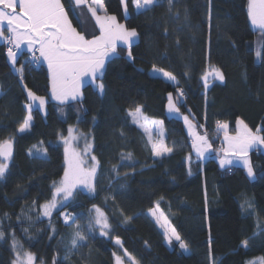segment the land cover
Returning <instances> with one entry per match:
<instances>
[{
	"label": "trees",
	"instance_id": "obj_1",
	"mask_svg": "<svg viewBox=\"0 0 264 264\" xmlns=\"http://www.w3.org/2000/svg\"><path fill=\"white\" fill-rule=\"evenodd\" d=\"M103 2L109 15L139 36L131 59L127 48H119L107 63L103 95L97 80L84 88L81 101L53 102L47 67L28 69L26 54L13 66L6 41H0V144L11 140L14 147L0 178V264H14L17 251L21 257L31 253L34 264H116V256L132 264L125 250L136 264H249L264 258V153L250 151L254 179L242 166L221 167L224 155L219 160L217 155L224 154L226 133L214 131L226 123L235 135L237 122L243 121L264 136V30L252 26L249 0H172L171 7L159 0L146 11L127 0L126 12L121 0ZM62 3L84 32L80 16L85 12L92 19L88 8ZM154 67L172 73L175 81L152 75ZM212 69L224 79L209 75L205 88L202 77ZM27 90L47 98V115L32 110V124L21 133L30 104ZM170 95L212 144L210 158L198 157L184 122L168 116ZM138 108L147 120L163 123L171 153L155 155L129 115ZM72 128L87 138L90 156L99 161L95 191L76 192L64 209L47 218L42 205L52 200L54 184L64 177V141ZM129 153L131 159L124 158ZM94 206L111 225L108 235L98 227L87 232ZM155 212L188 244V254L179 242L168 244ZM63 214L85 228L84 246L70 251L76 228L65 225Z\"/></svg>",
	"mask_w": 264,
	"mask_h": 264
},
{
	"label": "snow or ice",
	"instance_id": "obj_2",
	"mask_svg": "<svg viewBox=\"0 0 264 264\" xmlns=\"http://www.w3.org/2000/svg\"><path fill=\"white\" fill-rule=\"evenodd\" d=\"M159 0H133L134 6L138 11L150 10L156 5ZM74 7L87 6L88 11L95 18L99 25L101 35L94 39H86L80 34L76 28L73 27L71 20L68 18V13L65 11L61 0H0V40L6 41L11 47L7 49V56L12 65H16L17 52L20 50L22 44H27L28 50L35 49L39 52L40 57L48 62V67L51 72V92L55 99L64 102L67 99H77L82 95L80 89L85 83L95 82L100 83L95 87L98 94L105 93V86L103 84V77L105 75V62L110 57L117 54V42L120 41L127 46L128 57L132 58L131 47L135 43L138 33L135 29H127L125 25L119 24L115 16H108L107 10L104 7L103 0H70ZM171 7L172 0H168ZM126 8V3H125ZM19 9V11H18ZM102 10L105 14L98 15L97 12ZM248 16L254 26L264 29V0H249ZM5 32L9 35H5ZM38 46V47H37ZM257 57L261 55L260 51L256 53ZM22 76L23 67L16 69ZM155 72H162L169 80L175 81V76L170 72H165L163 69L153 68ZM209 75L216 79L223 81L224 76L219 69H212L206 72L202 79L205 82V88L208 87ZM88 80L85 81L84 78ZM26 87V86H25ZM181 95L183 93L181 92ZM28 97L35 103L38 101L37 107L43 108L45 99L37 96L32 91L28 90ZM28 111L27 118L23 121L19 131L23 133L30 127L32 104L26 106ZM169 111L179 113V108L172 103L171 95L169 96ZM130 112L136 121L137 114ZM185 123H189L188 117H183ZM238 125L242 126L240 133L236 137H228L225 139L228 142V147L223 149L226 154L225 159L220 160V165L232 164L235 159L247 168L248 175H254L251 161L248 158L249 149L257 144L264 145V136L258 135L260 129L256 130L257 134L248 128L243 121H238ZM192 125L189 123V129L193 135L192 147L195 149L198 157H203L205 152L210 151L211 144L208 143L206 136L198 135L192 131ZM219 128L227 129L228 125L218 124ZM72 129H69L71 136ZM67 169L64 173L63 179L58 185L54 184L53 198L50 202L42 205L43 215L50 216L53 209L57 207V197H60L61 207L66 206V202L73 196V191L77 185H83L89 191H95L93 183L99 161L96 157L89 158L94 161L91 166H86V161L82 159L81 153L74 149L69 150V141H64ZM91 145L87 144L84 155L87 156ZM152 149L156 156H161L164 153H171L172 148L164 146L163 141L159 144L153 143ZM46 152V150H44ZM231 154L233 159H228L227 155ZM0 156L4 158L0 162V178H3L8 164L6 161L12 156V142L11 140L4 141L0 144ZM126 159H131V153L127 154ZM190 160L191 157L189 156ZM191 174V173H189ZM95 215L89 220L86 226L87 232H93L97 227L101 235H108L111 225L108 223L106 215L96 206H94ZM155 215V213H153ZM65 223L71 220V226L76 228V231L71 240V249H76L79 246H84L88 237L85 235V228H82L75 218L68 214L64 216ZM130 220V217H126ZM4 233L0 232V239H3ZM168 243L171 244L173 238L179 242V248L187 252L189 250L188 244L182 240L180 234L171 229V233L166 232ZM116 244L122 247V242L119 238L116 239ZM243 247L248 246V241L242 242ZM17 247V241L13 239L14 250ZM115 255V254H114ZM125 257L136 264L134 257L125 250ZM17 259L14 264H34V256L31 253H21L17 251ZM116 264H125L121 256H116ZM55 264V261H54ZM215 264V262H213ZM250 264H264V258L259 261L250 262Z\"/></svg>",
	"mask_w": 264,
	"mask_h": 264
},
{
	"label": "rangeland",
	"instance_id": "obj_3",
	"mask_svg": "<svg viewBox=\"0 0 264 264\" xmlns=\"http://www.w3.org/2000/svg\"><path fill=\"white\" fill-rule=\"evenodd\" d=\"M123 1H124V6H125V3H126V7H127V0H123ZM126 10H127V8H126ZM252 26H253L256 30H260V31L264 30V29H260V28L257 27V26H254L253 24H252ZM257 51H260V49L257 50ZM19 53H20V51H19ZM17 57H18V56H17ZM258 58H260V56H259ZM41 60H42V59H41ZM42 63H43V61H42ZM42 65H44V63H43ZM152 75H154V76H159V77H161V78H163V79H165V80H168V81L174 82V81H172V80H169L167 77H165V76L163 75L162 72H155V71L152 70ZM27 94H28V90H27ZM43 98H44V97H43ZM171 98H172V103L175 104V106L178 108V106H177V104H176V102H175V100H174L173 95H171ZM44 99H45V104H44L43 108H39V110H41V112H42V113L44 114V116L46 117V115H47V102H48V100H47V98H44ZM30 100H31V99H30ZM31 102H32L33 106L37 108L38 101L34 103V102L31 100ZM31 112H32V111H31ZM134 113H136V112H134ZM167 114H168V116H169L170 118L180 119V120H182V121L184 122V125H185V128H186V131H187V133L189 134V137L192 139V141H193V135L191 134V131H190V129H189V123L193 126V127H192V131H194V132H196L198 135H200V134L198 133L197 129H196V126H195L194 122L192 121V119L190 118L189 115L182 113V112L180 111V109H179V113H175V112H170V111H169V102H168V105H167ZM185 116L188 117V121H189V123H185V121H184V119H183V117H185ZM31 117H32V115H31ZM132 120H133V122H134L133 116H132ZM134 123H135L138 127H140V129L146 134V136L148 137V139H149V141H150V143H151V146H152L153 143L159 144L161 141H163L164 146H166V134H165V131H164V125H163V123H162L161 121H157V120H147V119L143 116V114H142V112H141V110H140V113L137 114V118H136V121H135ZM31 124H32V119H31V121H30V126H31ZM244 124H245V123H244ZM241 127H242V126L238 125V128H237L238 131H237V134H235V135H234V134H231V133L229 132V128H228V127H227V129H224V132L227 134L228 137H236L237 135H239ZM29 128H30V127H29ZM29 128L26 129L24 132L28 131ZM24 132H23V133H24ZM226 134H225V135H226ZM225 135H224V138H225ZM201 136H203V135H201ZM206 138H207V137H206ZM224 138H223V139H224ZM65 140H68V141H69V146H70L69 150H70V151L74 149L76 152L81 153V157H82V159H84V160L86 161V166H91V165H92V163H91V159L89 158V157H90V154H91V150H92V148H91L92 145H91V143L87 140V138H85L84 136H81V134H80L79 132H77L74 128H72L71 136H70V134H69V136H68ZM86 140H87V144H90V145H91L90 149L88 150V154H87V156L84 155V151H85V147H86ZM207 141H208L209 144H211L210 141L208 140V138H207ZM226 144H227V147H228V142H227V141H226ZM64 145H65V143H64ZM65 147H66V145H65ZM227 147H226V148H227ZM226 148H225V149H226ZM193 149H194V148H193ZM194 150H195V149H194ZM167 154H169V153H164V154L161 155V156H164V155H167ZM212 154H213V147H212V144H211V149H210V151L205 152L204 156L201 157V158H202V159L210 158V155H212ZM222 155H226L225 152H224V154H223V153H218V155H217L218 158H217V159L219 160L220 157H222ZM249 160H250V159H249ZM7 164H8V162H7ZM67 166H68V165H67V162H66V169H67ZM254 177H255L254 175L251 176L252 179H254ZM93 183H94V180H93ZM78 191L91 192V191L88 190V188L84 187L83 185H77L76 188H75L74 191H73V196H74L75 193L78 192ZM73 196L70 198V200H69L68 202H66V205L72 200ZM57 201H58L57 207H56L55 209L52 210L50 216H45V217H47V218H51L53 214L57 213L58 211L60 212V210L64 209L65 206L61 207V205H60V203H59V201H60V197H57ZM64 215H65V214H63V216H64ZM153 216H154V218L156 219V221L158 222L160 228H162V229L164 230L165 233L167 232V233L170 234V233H171L172 226H171L170 223L165 219V217H163L162 214H161L160 212H155V215H153ZM63 222L65 223V219H64V217H63ZM68 224H71V220H69L68 223H65V225H68ZM173 240H174L175 242H177L174 238H173ZM173 240H172V243L174 242ZM168 244H169V243H168ZM169 245H170V244H169ZM189 252H190V251L188 250L186 253L188 254ZM260 259H261V258H260ZM260 259H257V260H254V261H259ZM252 262H253V261H252ZM249 264H250V263H249Z\"/></svg>",
	"mask_w": 264,
	"mask_h": 264
},
{
	"label": "crops",
	"instance_id": "obj_4",
	"mask_svg": "<svg viewBox=\"0 0 264 264\" xmlns=\"http://www.w3.org/2000/svg\"><path fill=\"white\" fill-rule=\"evenodd\" d=\"M121 1H122V5H123V8H124V11L126 12V8H125V6H124V1H123V0H121ZM89 2H91V0H89ZM61 3H62V0H61ZM62 4H63V3H62ZM103 4H104V2H103ZM79 7H82V6H79ZM85 7H87V6H85ZM104 7L106 8L105 4H104ZM106 10H107V9H106ZM18 11H19V9H18ZM65 11H66V10H65ZM66 12H67V11H66ZM89 13H90V12H89ZM97 14L103 16L105 13H104L102 10H99V9H98ZM90 15H91V13H90ZM107 15H108V16H111V15H109L108 13H107ZM81 17H83V18H82V27H83L84 32H81V31H80V30H79V29L73 24L71 18H70L69 15H68V18L71 20L73 27L76 28V30H77L80 34L84 35V36L86 37V39H94V38L98 37L99 35H101L99 25L96 23L95 18H94L92 15H91L92 19H89V16L87 15V13L85 14V12H84V13H82V15L80 16V18H81ZM116 21H117L119 24H122V23H120V22L117 20V18H116ZM123 25H124V24H123ZM96 30H98V35H97V36H93V34L95 33ZM6 33H7V32H5V34H6ZM88 36L91 37V38H88ZM134 39H135V43H134V44H136V43L139 41V36H137V37L134 38ZM0 41H1V42H4V40H0ZM134 44H133V45H134ZM133 45H132V46H133ZM37 47H38V46H37ZM119 48H127V46H126V45H123V43L120 42V41L117 42V54H116V56H112V57H110L109 60H106V62H105V69H106L107 63H108L110 60H112L113 58L117 57V55H118V49H119ZM33 50H35V49H33ZM33 50H32V51H33ZM27 52H30V51L28 50V46H27V44H22V45H21V48H20V53H19V55H18V57H17V60H16V63H17V61H18V58H19L20 56H22V55H25ZM41 58H42V57H41ZM42 61H43V63H44V66L47 67V69H48V71H49V75H50V85H51V72H50V69H49V67H48V62H47L44 58H42ZM84 80L87 81L88 78L85 77ZM96 83H97V81H95L94 83H93V82L85 83V84L81 87V89H80L82 95H81L80 97H78L77 99H75V100L69 98V99L65 100L64 102H61L60 100L53 98L51 90H50V98H51V100H52L53 102H55V103H57V104H60V105H67V104H71V103H74V102H78V101H81V100L83 99V90H84V88H85L86 86H88V85H91V84H94V85H95ZM29 101H30V104H32L30 98H29ZM34 109H39V108H38V107H37V108L34 107L33 104H32V110H34ZM32 110H31V111H32ZM40 111H41V110H40ZM139 128H140V127H139ZM237 136H238V135H237ZM226 141H227V140L224 138V139H223V142H224L225 148L227 147ZM254 148H259V149L264 153V145H262V144H257V145H254L253 147H251V148L249 149L248 158H249L250 151H252ZM225 158H226V155H224L222 159H225ZM227 158H228V159H233V157L231 156V154L227 155ZM235 165H237V166H242V167H244V168L247 170V168H246L245 166H243L242 163H239V162L236 161L235 159L233 160V163H232V164H225V167H231V166H235ZM247 172H248V171H247Z\"/></svg>",
	"mask_w": 264,
	"mask_h": 264
},
{
	"label": "built area",
	"instance_id": "obj_5",
	"mask_svg": "<svg viewBox=\"0 0 264 264\" xmlns=\"http://www.w3.org/2000/svg\"><path fill=\"white\" fill-rule=\"evenodd\" d=\"M11 47V45H9L7 42H6V50H5V54L7 55V49ZM20 51V50H19ZM19 51L17 52V56L19 55ZM42 58L40 57V54L38 51L36 50H33V51H30V52H27L26 53V62L28 64V69H37V68H40L42 66ZM215 132H218L219 131V127H216L214 129ZM65 216V215H64ZM62 215V219L64 217Z\"/></svg>",
	"mask_w": 264,
	"mask_h": 264
},
{
	"label": "water",
	"instance_id": "obj_6",
	"mask_svg": "<svg viewBox=\"0 0 264 264\" xmlns=\"http://www.w3.org/2000/svg\"><path fill=\"white\" fill-rule=\"evenodd\" d=\"M209 81H210V78H208V82ZM13 157H14V147L12 145V156H11V159L10 160H12ZM0 158L4 161V158L2 156H0ZM10 160H8V161H10ZM8 161H6V162H8Z\"/></svg>",
	"mask_w": 264,
	"mask_h": 264
}]
</instances>
